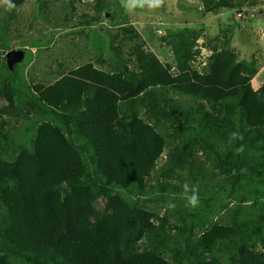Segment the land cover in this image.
<instances>
[{"label": "trees", "instance_id": "obj_1", "mask_svg": "<svg viewBox=\"0 0 264 264\" xmlns=\"http://www.w3.org/2000/svg\"><path fill=\"white\" fill-rule=\"evenodd\" d=\"M244 1L255 3L200 0V12ZM25 3L12 0L15 8ZM119 29L135 41L128 58L115 34L110 60H96L102 68L88 62L48 85L24 80L25 91L19 64L10 71L3 52L0 264H264V85L252 84L256 60L241 61L225 43L209 48L200 70L203 34L183 29L163 37L174 57L164 63L134 27ZM234 132L243 139H231ZM204 156L238 195L226 223L138 204L154 189L182 193L174 183L202 176Z\"/></svg>", "mask_w": 264, "mask_h": 264}, {"label": "rangeland", "instance_id": "obj_2", "mask_svg": "<svg viewBox=\"0 0 264 264\" xmlns=\"http://www.w3.org/2000/svg\"><path fill=\"white\" fill-rule=\"evenodd\" d=\"M252 1H257V4L244 1L242 8L220 9L207 15L200 12V0H164L160 7H138L133 11L126 10L121 0H26L22 7H13L11 10L1 3L0 62L3 63L4 51L25 52V58L19 64L18 80L22 91H25L29 82L51 84L62 71L75 69L88 62L102 68L96 60L100 57L110 60L109 42L115 34H121L119 28L122 26L134 27L146 42V48L157 54L162 62L170 64H174V57L170 47L163 42V37L172 32L192 29L203 34L198 41L202 49L200 70L211 55L209 48L227 43L241 61L256 60L259 72L252 84L259 89L264 85V5L259 4L261 0ZM240 12L246 14V19L237 17ZM117 41L116 44L123 45L124 58H128L135 41L126 40L122 34ZM98 49L102 52L99 53ZM103 69L108 70L107 67ZM5 106L7 102L0 97V107ZM25 121L21 120V123L25 124ZM167 152L159 168L165 163ZM201 158L206 162L204 174L187 184L198 190L197 207L188 205L185 197L192 193L189 191L186 194L180 182L174 184L181 186L182 193L163 195L154 189L138 197V204L162 215L182 208L199 217L209 213L211 222L226 223L228 214L237 204V192L232 193L231 184L225 180V174L215 167L212 159L205 156ZM151 186H156V181L151 182ZM233 194L236 195L231 196ZM228 196L231 197L228 199ZM210 198H214V203L207 207L204 201ZM226 203L228 206L221 208ZM250 204L251 201L244 204L245 210ZM97 207L104 209L105 202L98 201ZM206 208L207 211L204 210Z\"/></svg>", "mask_w": 264, "mask_h": 264}, {"label": "clouds", "instance_id": "obj_3", "mask_svg": "<svg viewBox=\"0 0 264 264\" xmlns=\"http://www.w3.org/2000/svg\"><path fill=\"white\" fill-rule=\"evenodd\" d=\"M164 0H121L122 6L125 7L128 11H133L136 8H157L163 4ZM0 3L7 6L9 10L15 7L12 4V0H0ZM231 139H243L242 134L238 132H234L230 134ZM238 152L243 151V145L237 149ZM185 193L187 194L189 191L192 193L191 195H186V200L189 206L195 208L199 205V195L198 190L195 187H189L187 184L184 185Z\"/></svg>", "mask_w": 264, "mask_h": 264}, {"label": "water", "instance_id": "obj_4", "mask_svg": "<svg viewBox=\"0 0 264 264\" xmlns=\"http://www.w3.org/2000/svg\"><path fill=\"white\" fill-rule=\"evenodd\" d=\"M7 61V67L10 71L14 70V66L20 64L25 58L24 51H9L5 55Z\"/></svg>", "mask_w": 264, "mask_h": 264}, {"label": "crops", "instance_id": "obj_5", "mask_svg": "<svg viewBox=\"0 0 264 264\" xmlns=\"http://www.w3.org/2000/svg\"><path fill=\"white\" fill-rule=\"evenodd\" d=\"M252 82H253V81H252ZM262 82H263V81H262ZM262 82L259 81V83H262ZM261 86H263V85H261ZM258 88H259V87H258ZM255 89H256V88H255Z\"/></svg>", "mask_w": 264, "mask_h": 264}, {"label": "built area", "instance_id": "obj_6", "mask_svg": "<svg viewBox=\"0 0 264 264\" xmlns=\"http://www.w3.org/2000/svg\"><path fill=\"white\" fill-rule=\"evenodd\" d=\"M238 17H241V15H240V14H238Z\"/></svg>", "mask_w": 264, "mask_h": 264}]
</instances>
